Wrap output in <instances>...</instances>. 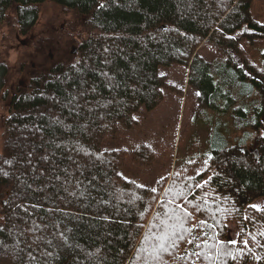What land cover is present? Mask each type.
I'll use <instances>...</instances> for the list:
<instances>
[{
	"label": "trees",
	"instance_id": "1",
	"mask_svg": "<svg viewBox=\"0 0 264 264\" xmlns=\"http://www.w3.org/2000/svg\"><path fill=\"white\" fill-rule=\"evenodd\" d=\"M253 3L0 0V264H264V205L252 207L264 198V20ZM51 4L66 25L27 50L17 36ZM185 93L206 151L173 161L174 139L153 134L148 113L172 95L180 111ZM165 220L183 239L157 258Z\"/></svg>",
	"mask_w": 264,
	"mask_h": 264
},
{
	"label": "rangeland",
	"instance_id": "2",
	"mask_svg": "<svg viewBox=\"0 0 264 264\" xmlns=\"http://www.w3.org/2000/svg\"><path fill=\"white\" fill-rule=\"evenodd\" d=\"M253 12L255 15L259 17L260 20H264V0H254L253 3ZM65 15L62 14L59 7L57 5L51 4L48 6L43 7L41 15L39 17L40 21L35 26V28L30 31L31 36L26 37H20L17 36L19 41L22 43V45H25L27 50L35 51L36 47L32 43H35L38 40V34L41 32H44V30L48 29L49 27L54 28L56 31L61 26L62 28L64 25H66L65 19H68V17H64ZM4 33L9 32L8 28L3 29ZM42 44V42L40 43ZM76 48V47H73ZM20 49V48H18ZM203 53H206L207 55L210 54L211 56L214 55L213 51L210 50L209 47L204 48ZM77 50V48H76ZM20 52L23 51L20 49ZM20 52L16 49H13L10 57L9 63L13 67V70H16L18 66H16L18 57H20ZM77 52V51H76ZM76 54V53H75ZM13 72V71H12ZM15 72V71H14ZM169 74V77L174 76V71H167ZM175 83H177L179 80H175V78H172ZM180 82V81H179ZM178 82V83H179ZM15 83V82H14ZM13 79L9 81V85L14 87ZM181 83V82H180ZM189 87L187 85L186 91L189 92ZM176 95L169 96V98L166 100L164 105L156 110L155 112L148 113L150 120H153L154 124L156 125L155 135H158L162 141L168 140L173 141L174 139V151H173V161H175V158H183V159H190V158H198L203 159L206 151V143L204 142L206 139V136L208 135V129H206L203 126L193 124L191 122V115L193 113L192 106L187 103L188 95L186 96V93L183 97L182 105L180 108V111L177 110V101H176ZM186 98V100H185ZM3 105L0 104V115L5 114ZM152 122H149L144 126L140 133H149L151 128ZM164 135V138H163ZM174 135L176 137L174 138ZM178 137H181V140L179 141ZM172 143V142H170ZM179 144V145H178ZM176 145H178V152L176 150ZM170 146V145H169ZM169 154L171 153L170 150H168ZM176 155V156H175ZM253 205L259 206L261 208L264 205V198H258ZM228 232H229V238L231 241H237L238 239V229L236 225L229 224L228 225Z\"/></svg>",
	"mask_w": 264,
	"mask_h": 264
},
{
	"label": "snow or ice",
	"instance_id": "3",
	"mask_svg": "<svg viewBox=\"0 0 264 264\" xmlns=\"http://www.w3.org/2000/svg\"><path fill=\"white\" fill-rule=\"evenodd\" d=\"M6 175V173H5ZM205 183H207V181H205ZM150 191L155 192L156 189H150ZM178 195H182V193H178ZM180 207L181 212L184 213L185 216L190 215L189 213H187L186 209H184L182 206H178ZM252 207L257 208L259 210V206L257 205H253ZM169 219H175L179 222L178 226L183 228V217H181L179 214L175 213V211L173 210V216L169 217ZM164 226V230L163 232L158 235L155 236V239L157 241H159L158 244L154 245V251L156 252V257L158 258L159 256V252L160 251H165L167 252L169 250V247H176L177 246V242L178 239H183V236H180L176 239H173V237H176V227L177 225L175 224H169L167 220L162 221L161 222ZM149 239V237H146V240ZM170 241V244L168 243ZM189 243H191L192 241H188ZM220 244H222L223 242H219ZM229 243L235 244L236 241H230ZM244 244L247 245V241H244ZM197 247H199V245H197ZM212 247L217 248V245H213ZM143 251V249H142ZM218 253L222 254V255H226V256H232L233 259H236V257L234 255H232V253L230 251H224L221 248H217ZM192 255H195L197 257H199L201 255V253H192Z\"/></svg>",
	"mask_w": 264,
	"mask_h": 264
},
{
	"label": "water",
	"instance_id": "4",
	"mask_svg": "<svg viewBox=\"0 0 264 264\" xmlns=\"http://www.w3.org/2000/svg\"><path fill=\"white\" fill-rule=\"evenodd\" d=\"M76 51H77L76 48H73V49H72V52H73V53H76ZM262 133H263V135H264V129H263V132H262Z\"/></svg>",
	"mask_w": 264,
	"mask_h": 264
}]
</instances>
